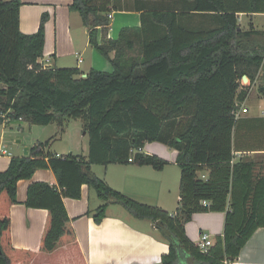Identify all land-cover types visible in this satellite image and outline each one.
<instances>
[{"label": "trees", "instance_id": "trees-1", "mask_svg": "<svg viewBox=\"0 0 264 264\" xmlns=\"http://www.w3.org/2000/svg\"><path fill=\"white\" fill-rule=\"evenodd\" d=\"M73 0L89 32L90 46L106 58L112 73L46 68L44 14L39 30H20L19 0H0V124L24 121L64 132L72 120L89 136V156L50 152L52 139L38 142L28 157H13L0 172V264H87L65 198L80 199L82 186L103 204L122 205L135 218L149 220L169 244L161 264H235L254 233L264 228V168L243 156L236 160V115L264 66V30L251 22L241 28L239 15L264 14V0ZM131 9L141 26L108 37L109 15ZM102 40L98 41V30ZM244 121V120H243ZM178 152L180 210L172 215L111 188L92 170L95 165L131 164L162 171L168 161L142 152L148 143ZM136 151V153H134ZM40 169L56 175L58 187L33 183L26 207L44 209L47 219L37 252L12 244L10 209L17 187ZM207 172V177L200 174ZM207 201L209 206L202 202ZM226 213L224 234L203 253L186 235L196 213Z\"/></svg>", "mask_w": 264, "mask_h": 264}, {"label": "crops", "instance_id": "crops-1", "mask_svg": "<svg viewBox=\"0 0 264 264\" xmlns=\"http://www.w3.org/2000/svg\"><path fill=\"white\" fill-rule=\"evenodd\" d=\"M19 1L22 3L20 9V30L22 33L27 35L36 33L40 28L43 15L49 16L45 27L44 56L41 59L46 67L79 69L85 75L92 69L107 73L113 72L111 63L90 46L88 29L84 26L80 15L70 9L73 0ZM125 1L118 0L122 6ZM127 1L131 5V0ZM243 16L254 20L257 17H264V14L253 16L240 14L239 20ZM111 17L107 33L110 39H118L123 28L141 26L140 13L131 11V9L115 10L111 13ZM257 28L264 30V28ZM101 40L102 29L99 28L98 41L101 42ZM263 69L264 66L259 77L262 76ZM261 79H258L253 85L249 81V86H241L240 90L248 88L250 95L251 92H254V88H257ZM243 108L246 107L243 106ZM249 113L248 109V112L242 115V121L234 134L235 157L238 160L247 156L264 168V113L262 116H249ZM22 123L24 121H5L1 124L3 129L0 131V150L5 149L10 155L2 154L0 151V172L8 169L13 157H25L24 149L26 147L29 148L30 153V149L35 144L44 142L38 138L43 130L38 131L35 136H29L26 144H23L22 140L11 141L10 134L5 128L12 129ZM70 124L71 122L68 123L64 132H60V127H57L60 137L58 131L54 130V135L49 137L52 139L50 152L57 158L73 155L87 159L89 136L81 129L80 131L69 130ZM30 129L32 130V126ZM13 143L15 145H12ZM163 145L148 143L141 151L162 159L167 156L168 160L166 161L169 164L162 171L131 163L108 167L95 165L92 170L114 190L142 204L155 206L172 215H177L178 212L175 208L180 205L181 198L179 194L176 199L178 206L176 205L177 207L173 209L175 206L173 179L166 171L170 166L178 167L176 163L178 152L172 149L173 153L169 154L168 148ZM200 176L206 178L207 172ZM40 182L58 187L57 177L50 169L37 170L31 179L21 180L18 183V204L13 205L10 209L12 244L15 248L34 252L40 249L47 211L28 208L25 205L28 188L31 184ZM102 204L103 201L88 185L82 186L80 199H64V205L72 220L86 263L161 264L162 256L169 252V244L155 225L149 220L135 218L120 205H110L102 222L96 223L93 214ZM225 219L226 213L222 212L196 213L192 220L186 224V235L197 245L202 234H209L214 245L216 238L222 237L224 234ZM235 264H264V228H260L254 233Z\"/></svg>", "mask_w": 264, "mask_h": 264}, {"label": "rangeland", "instance_id": "rangeland-1", "mask_svg": "<svg viewBox=\"0 0 264 264\" xmlns=\"http://www.w3.org/2000/svg\"><path fill=\"white\" fill-rule=\"evenodd\" d=\"M239 22H240L241 28H243L245 30L249 27L251 22L254 24V26H257L259 28H264V17H257L253 20V19H249L248 17L243 16L240 18ZM263 71H264V69H263ZM261 72H262V70L260 71V73ZM262 76H260V77L258 76L256 81H258V79L259 80L261 78L262 79H261V81H259L257 88H254V90H253L254 92H251V94L248 95L245 102L241 104V106H244V107L249 109V111H250L249 116H251V115L262 116V114L264 113V72H263ZM249 84L244 86L243 83H241V86L242 87H248ZM20 126H16L12 129L11 128H5V130L7 132H9L8 134H10L9 138L11 141L16 142V140H19V141L22 140L23 144H26L28 141V137L29 136H35L36 133L40 130H43V133L40 134V136L38 138L44 142L47 141V139H49V137L51 138L54 135V130L58 131V134H59V128L57 130V127H59V125L57 123H53L49 127L32 126V130L30 129L31 125H29L28 123L24 122ZM69 128H70L69 130L80 131V129L82 130V122L72 120ZM1 129H3V126L0 124V131H1ZM31 131H32V134H30ZM60 136L61 135L59 134V137ZM154 143L162 145L161 143H158V142H154ZM154 143H151V144H154ZM12 145H15V144L13 143ZM166 147L168 148L167 150H168L169 154H172L173 153L172 149L168 146H166ZM164 157H165L164 158L165 160H168L166 158L167 156H164ZM96 166H100V165H96ZM100 167H102V166H100ZM167 170L168 171H166V172H169L171 178L173 179V188L172 187L171 188L173 189V191L175 193V195H174V205L175 206H173V209H174L175 207L178 206L176 199H177V196L180 194L179 183H180L181 171L177 166H170L167 168ZM120 206H122V205H120ZM175 209L178 212L180 210V205L178 206V208H175Z\"/></svg>", "mask_w": 264, "mask_h": 264}, {"label": "built area", "instance_id": "built-area-1", "mask_svg": "<svg viewBox=\"0 0 264 264\" xmlns=\"http://www.w3.org/2000/svg\"><path fill=\"white\" fill-rule=\"evenodd\" d=\"M109 17L112 18L111 15H109ZM40 63L43 64L42 61H40ZM46 68H49V67H46ZM247 112H248V109L247 108H243V106H241V108L239 109V111H238V113L236 115L237 119H239L243 114H245ZM2 117L4 118L5 121H10V119L7 117V115H2ZM20 121H22V119H20ZM0 151H1L2 154H8V155H10L8 153V151L5 150V149L0 150ZM141 151L142 150H140L139 152H141ZM134 153H136V151ZM132 161H133V158H130L129 159V162L131 163ZM202 204L204 206H209V203L207 201L202 202ZM197 246L199 247V249L203 253H207L208 250H209V248L213 246V240H212L211 236L209 234H202V236L199 239V242H198Z\"/></svg>", "mask_w": 264, "mask_h": 264}, {"label": "water", "instance_id": "water-1", "mask_svg": "<svg viewBox=\"0 0 264 264\" xmlns=\"http://www.w3.org/2000/svg\"><path fill=\"white\" fill-rule=\"evenodd\" d=\"M84 77H86V75ZM249 81H250L249 78L246 75H244L243 78H242L243 85L245 86V85L249 84ZM24 155H25V157L29 156V148L28 147H26L24 149Z\"/></svg>", "mask_w": 264, "mask_h": 264}]
</instances>
